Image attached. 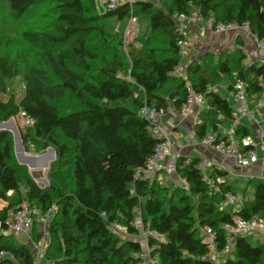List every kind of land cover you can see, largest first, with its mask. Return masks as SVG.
<instances>
[{
	"label": "trees",
	"instance_id": "trees-1",
	"mask_svg": "<svg viewBox=\"0 0 264 264\" xmlns=\"http://www.w3.org/2000/svg\"><path fill=\"white\" fill-rule=\"evenodd\" d=\"M2 2L15 22H30L17 34L11 26H0L5 32L0 33V123L26 111L33 124L31 131H23L24 138L42 149L55 147L52 173L66 172L70 183L64 187L51 179L47 187L40 185L28 165L19 162L12 132L0 128V202L6 203L0 209V264H36L33 242L43 234L39 216L53 204L41 264H142L141 241L123 239L112 229L117 222L130 235H139L138 216L144 228L160 234L147 237L149 256L159 264H214L202 259L208 252L205 226L215 231L220 249L227 237L222 225L233 222L234 214L264 221V179L259 177L249 179L240 210L232 212L221 203L234 186L224 180L221 193L210 192L197 157L177 159L176 171L186 185L171 188L157 177L139 176L161 141L139 112L145 104L179 111L190 82L208 106L196 125L203 137L209 128L219 132L218 123L232 117L230 100L211 88L225 75L230 91L239 77L248 84L250 100L264 95V62H246L241 35L234 48L205 52L189 63L185 75L174 74L183 57L178 43L185 39L178 15L196 9L215 24L248 22L264 40V0H136L132 7L123 4L104 14L90 0ZM131 11L149 19L150 31L142 46L132 43L126 50L123 34L109 31L106 20L125 19ZM15 80L23 83V94L14 89ZM239 126L241 147L248 150L251 146L242 140L249 130ZM214 168L212 176L223 175ZM23 200L35 220L32 242L27 238L31 243L5 232L7 219ZM220 264H264V242L253 245L240 235Z\"/></svg>",
	"mask_w": 264,
	"mask_h": 264
},
{
	"label": "built area",
	"instance_id": "built-area-1",
	"mask_svg": "<svg viewBox=\"0 0 264 264\" xmlns=\"http://www.w3.org/2000/svg\"><path fill=\"white\" fill-rule=\"evenodd\" d=\"M136 0H107V8L110 10L117 9L123 4H129L132 7L133 3ZM139 16L135 15L133 11L128 19L126 32L123 34L124 37V47L126 50L129 49V46L132 45L135 38L138 36L140 27H139ZM186 18H191L200 21L205 28L219 31H240L244 32L247 35L253 37L258 48L264 51V40H261L254 35L250 30V25L248 22L239 24L237 22L224 23L220 22L215 24L213 18L207 20L203 19L198 10H193L190 14H179L178 19L182 22ZM180 29L183 32V24H180ZM184 34V32H183ZM185 35V34H184ZM186 40L182 39L179 41V45L183 49L185 46ZM264 61V60H263ZM234 75L237 77L238 73L234 72ZM188 97L178 113L183 116H188L194 113V110L197 108L199 112L205 111L207 109V103L205 96L202 92L198 91L192 86L190 82H187ZM247 82L237 77L234 82L233 95L238 101H247L248 92H247ZM173 110L172 106L159 107L156 105L145 104L139 110L140 114L146 118L151 125V132L154 136L159 137L161 141L156 145L153 153L148 157L145 167L140 170L139 176H142L145 179H154L157 177L158 173L163 169H166L165 160L168 155L172 154V145L173 142L171 138L167 135L163 128V118ZM23 120L25 125H32L33 120L26 111H21L19 116ZM220 118V117H219ZM197 124L201 123L200 116L196 118ZM264 120V114H263ZM232 125L231 127H222L221 123H218L219 132L209 131L203 136V143L209 145L217 153H220L227 157H233L236 161L245 163L247 157L254 158L256 151L253 148L248 150H243L240 144V139L236 138V130L240 125L239 112L236 109L232 111L231 117ZM261 133L264 136V125L261 128ZM243 143L244 139L242 140ZM214 163L208 159L202 158L198 163L199 169L203 172L204 178L208 183V189L210 192L221 193L220 180L218 178L208 174L205 170L210 167H214ZM225 202L227 205H231L234 208L239 206V196L234 191H227L224 193ZM56 211V205L53 204L44 214H40L39 221L42 226V237L38 242H33L36 256V264H40L41 258H44L47 243L49 240L48 235V226L50 224L51 218L53 217ZM233 222H227L222 225V228L227 233L226 241L224 245L219 249L216 245V233L210 226H205V242L208 244V252L202 256V259L211 261L214 264H220L223 259H226L234 249L235 240L240 235H247L248 233L258 229L261 226L263 221L258 216H254L250 219H246L238 214H234ZM34 218L31 215V211L26 200H23L17 209L9 216L7 219V229L6 233H15L18 235L28 234L29 238L32 239V231L34 227ZM264 227V224L262 225ZM112 229L121 234L122 232L128 233V230L125 226L120 223L114 222L112 224ZM146 236L154 235L159 237L156 231L146 229ZM4 253L1 252L0 256ZM143 258L142 264H159V259L155 257H150L148 252L141 254Z\"/></svg>",
	"mask_w": 264,
	"mask_h": 264
},
{
	"label": "crops",
	"instance_id": "crops-1",
	"mask_svg": "<svg viewBox=\"0 0 264 264\" xmlns=\"http://www.w3.org/2000/svg\"><path fill=\"white\" fill-rule=\"evenodd\" d=\"M182 24L186 40L185 46L182 49V56H186V60L182 57L180 65L174 72V74L176 75H185L189 63L205 52L213 51L216 53H220L224 50H230L234 48L236 39L240 35L245 40V50L248 54L246 62H249L250 60L251 62H264L263 50L258 48L252 36L247 35L244 32H219L207 29L200 21L191 18L184 19L182 21ZM137 38L138 36L133 41L134 45ZM223 84L214 83L211 85V88L215 92L222 95V92H220V90L223 89ZM216 87L218 88V91L215 89ZM227 89L229 95L226 94L222 96H225V98H228L230 100L233 109L238 110L240 125L246 126L248 128L249 134L244 139V142L246 143V145H250L251 148L255 149V157H247V161L245 163H241L236 161L233 157H227L220 153H217L209 145L203 143V137L198 134L196 118H198V114L200 113L199 109L197 108L196 110H194V113L188 116H183L180 115L178 111L173 107V110L163 118L164 131L171 138L173 145L172 154L168 155L165 160L166 169H163L157 175V178L161 181L162 184L168 185L171 188L179 185H186L185 180L182 179L176 171V162L180 155L186 157H197L199 159L205 158L212 161L215 164L214 166L223 171V175L217 176L218 180H227L231 185H233L232 180L230 179V176L232 174H243L249 179L251 177H259L261 179H264V136L261 133L262 125H264V95L259 98L257 102L250 100L249 97L247 101L243 102L238 101L234 97L233 92L230 91L228 84ZM221 124L222 127L229 128L231 127L232 122L231 119L228 118L223 120ZM248 124L250 125V127ZM239 127L240 126H238L237 130L239 129ZM237 130L236 138L240 139L241 137H239ZM252 132H254L255 135L252 134ZM26 156L29 155L26 154ZM207 169H210V172L208 174L212 175V172L215 168L210 167ZM165 173H167V179H164ZM164 180L167 181V183ZM234 192L236 191L234 190ZM241 206L237 208H234L232 206V212L240 210ZM24 236L29 238L28 234H24ZM144 248V252H149L147 244Z\"/></svg>",
	"mask_w": 264,
	"mask_h": 264
},
{
	"label": "rangeland",
	"instance_id": "rangeland-1",
	"mask_svg": "<svg viewBox=\"0 0 264 264\" xmlns=\"http://www.w3.org/2000/svg\"><path fill=\"white\" fill-rule=\"evenodd\" d=\"M152 1L155 2L156 4L160 3V0H152ZM106 2H107V0H90V5L96 10L97 13L104 14L107 11ZM3 3H5V2L0 3V26L4 27L3 30H8V29H6V27L9 28L11 26V29L14 30L13 32L16 31V34H17V32H19L21 30V28H24L29 24L28 21L30 22V19H24V21H22L20 24L15 22L11 17H9L8 12L5 10ZM138 19H139L138 24L140 27V33L138 35V38L135 41V46H137V47L142 46L145 43L147 36L149 34V31H150L149 19L144 15L139 16ZM178 21L180 22V24L182 23L180 20H178ZM106 23H107V27H108L109 31H111V32L118 31V32L124 34L126 32V29H127L128 19L125 18V19L121 20L116 16H112L106 20ZM0 33L4 34L5 32H2V30L0 29ZM16 34H13V37H17ZM11 41H14V40H11ZM183 59L186 60V56H184ZM249 62H251V60ZM19 79H21V78H19ZM223 82H224V84H223ZM223 82L218 83V84H223V89L220 90V92H222V95H226V94L229 95V92H227L228 91V89H227L228 76L227 75L224 76ZM13 87L19 94L24 93L23 83L19 82V80H15ZM215 89L217 90L218 88L216 87ZM3 98L6 99L7 96L4 95ZM104 104H106V105H117V104H119V101L105 100ZM8 121H4V123H7L4 126L7 128V130L12 132L13 139H14L15 152H16V149L20 150L21 146H23V149L27 155L36 156L38 158L43 159L42 163H44V161L46 159L49 160V165L47 167L40 168L38 166L36 168H30L31 172H33L34 170H37V169H39V170L41 169L44 173V179H35V180L40 185H42L43 187H47L50 184L51 179H53V180L55 179L56 182L58 184H60L61 186L68 187V184L70 183V178L66 172L52 173V164L55 161H57V159H58L56 148L53 146H50L46 149H42L38 146V144L34 140L31 141L30 137H27V139L24 138L23 131H31L32 128H28V127H31L32 125H30V126L25 125L23 120L20 119L18 116L13 117L12 122L11 121L8 122ZM249 127H250V125H249ZM210 131H211V129H210ZM252 134L255 135L254 132H252ZM16 156H17V153H16ZM17 158H18V156H17ZM42 163H40V164H42ZM28 167H29V165H28ZM209 170L210 169H206L205 171L207 173H209L210 172ZM164 179H167V173L164 174ZM230 179L232 180V184L234 185V190L236 191V193L239 196V206L238 207H240L242 205V202L244 201L243 200L244 192H245V188L247 186L249 178L244 176L243 174H241V175L232 174L230 176ZM165 182L167 183V181H165ZM5 204H6L5 202L1 201L0 202V209H2ZM221 207L226 209V210L233 211V207L231 205H227L226 202H222ZM139 220H140V222H139ZM263 224H264V221L261 222V226L257 230L252 231V232L247 234L248 240L253 245H258V244H261L264 242V227L262 226ZM136 225L140 229L139 235H130L129 233L122 232L121 238L127 239L128 237H130L133 239H138L143 244V247H146V244H147V236L145 234L146 228H144L142 221H141V218L139 216H138V220L136 222ZM19 238L22 241H25L26 243L32 242V240L30 239L31 240V242H30L27 239V237L24 236V234L19 236ZM205 239H208V238L205 237ZM42 259L43 258H41L40 262L42 261Z\"/></svg>",
	"mask_w": 264,
	"mask_h": 264
},
{
	"label": "water",
	"instance_id": "water-1",
	"mask_svg": "<svg viewBox=\"0 0 264 264\" xmlns=\"http://www.w3.org/2000/svg\"><path fill=\"white\" fill-rule=\"evenodd\" d=\"M10 121L12 122L13 118H11L8 122H10ZM5 124H7V123L1 122L0 123V128L7 130V128L4 126ZM16 153H17L19 162H21L23 164H28L30 166V168H36L38 166L40 168H43V167H47L49 165V160L48 159H46L44 161V163L39 165V159L40 158H38L36 156H26L25 151L23 149V146H21L20 150L16 149ZM32 174H33V177L35 179H44V173H43V171L41 169L40 170L39 169L34 170L32 172Z\"/></svg>",
	"mask_w": 264,
	"mask_h": 264
},
{
	"label": "bare ground",
	"instance_id": "bare-ground-1",
	"mask_svg": "<svg viewBox=\"0 0 264 264\" xmlns=\"http://www.w3.org/2000/svg\"><path fill=\"white\" fill-rule=\"evenodd\" d=\"M40 161H41V162H40ZM42 162H43V159L40 158V159H39V164L42 163Z\"/></svg>",
	"mask_w": 264,
	"mask_h": 264
}]
</instances>
